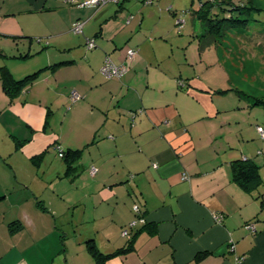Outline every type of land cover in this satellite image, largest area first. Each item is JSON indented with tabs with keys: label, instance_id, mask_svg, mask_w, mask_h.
Listing matches in <instances>:
<instances>
[{
	"label": "crops",
	"instance_id": "crops-1",
	"mask_svg": "<svg viewBox=\"0 0 264 264\" xmlns=\"http://www.w3.org/2000/svg\"><path fill=\"white\" fill-rule=\"evenodd\" d=\"M127 1L74 10L0 0V264H95L87 241L104 254L124 248L135 204L145 228L106 264H264L262 184L245 190L232 168L256 162L244 153L257 132L252 111L239 117L183 77L168 33L148 26L143 8L126 13ZM78 21L101 47L79 49L70 34ZM127 49L138 51L130 70L104 78L105 57L122 63ZM4 69L16 80L39 73L11 97ZM73 92L82 99L72 103ZM57 145L83 150L70 171L47 158Z\"/></svg>",
	"mask_w": 264,
	"mask_h": 264
},
{
	"label": "rangeland",
	"instance_id": "rangeland-1",
	"mask_svg": "<svg viewBox=\"0 0 264 264\" xmlns=\"http://www.w3.org/2000/svg\"><path fill=\"white\" fill-rule=\"evenodd\" d=\"M207 1L129 0L126 2V13L135 14L137 10L143 8L142 11H146L145 16L148 17L146 22L148 26L156 24V28L161 29L163 34L168 33L169 39L174 43L175 57L179 61V68L182 70L183 77L187 75L188 79H194L203 87L210 89L209 92L218 106L231 109L232 112L239 114V117L245 118V115H250L252 111L254 129H257V124L264 127V0H234L241 6L250 4L256 9L251 10L252 12L244 10L248 13L241 16V18L249 19L250 22L227 32L228 35L223 39L222 46L219 48L211 47L201 54L197 39L203 34L204 25L194 14ZM147 2H151L152 5L148 6ZM66 6H68L67 9L69 7H74V10L78 8L68 4ZM215 12L219 13L220 17L228 16V14L219 11ZM56 14L68 16L66 13ZM138 14L141 15L140 12ZM23 18H29L28 21L32 24L36 23L35 20H37V17L27 15H24ZM178 20L185 21L182 30H179ZM130 27L127 28L130 30ZM70 34L73 41L78 40L81 43L79 49L83 50L84 53L87 52L85 41L86 38L92 37H87L86 34L85 36L75 35L72 31ZM98 45L101 47L100 43ZM167 47L170 48L169 45ZM99 72L101 73V70ZM256 100L261 102L258 103ZM242 106L247 107L243 109ZM69 107L70 105H65L61 111H64L65 114ZM252 135L254 140L247 146L245 145L244 153L246 156L252 154L255 157L260 166L261 179L264 181V139L258 131L253 132ZM236 145L240 147V144ZM55 152L57 151H52L47 155V158L58 160V153L55 156ZM236 153H238L237 157L244 156L241 152L236 151ZM260 190L264 193V182ZM126 227L131 234L135 231L130 226ZM81 261H85V258H81Z\"/></svg>",
	"mask_w": 264,
	"mask_h": 264
},
{
	"label": "trees",
	"instance_id": "trees-1",
	"mask_svg": "<svg viewBox=\"0 0 264 264\" xmlns=\"http://www.w3.org/2000/svg\"><path fill=\"white\" fill-rule=\"evenodd\" d=\"M253 9L256 10L255 8L251 7L250 4H247V6L246 5L241 6L237 3H235L234 0H208L206 3H203L202 6L200 7L199 11H197L194 14L195 17L199 21H201V23L204 25L203 34L200 35L197 39L199 52L202 54L206 50L210 49L211 47H219L222 44L223 39L228 35L227 32H231L234 29H238L239 27H241L242 24L244 25V24L250 22L249 19L247 20L246 18H243V17L241 18V16H243L242 14L247 15L248 12H244V10H248V11L252 12L251 10H253ZM215 11H219V12L228 14L229 18H227L228 16L227 17H220L219 13H217ZM228 23H230V24L228 25ZM90 39H94V38H90ZM95 43H96V40H95ZM85 45L87 48L86 41H85ZM96 45H97V43H96ZM97 47H98V45H97ZM96 48H94V49H96ZM87 50H93V49L87 48ZM107 56H109V55H107ZM104 61H105V59H104ZM103 64H104V62H103ZM38 73L39 72H36L32 75H29L22 80H16L10 75V73L8 71H6L4 69L2 79H3L4 88L7 92V94H9L11 97H14L27 84H31L36 79ZM113 79H119V78H113ZM183 84H184V82H183ZM256 102L260 103L261 101L256 100ZM142 112H143V110L132 111L130 113V120H131L132 125H134L136 117L139 114H142ZM56 150H57L58 156L61 159L65 160V162L67 163L68 171H70V169L72 168L74 163H77V161L81 158V155L83 153V150H81V149H78V150L69 149L68 151H65L62 149V147L60 145L56 146ZM93 167H95V166H91V168H90V174H91V169ZM232 168H233L234 180L241 187H243L245 190L250 191L252 188L262 184V179H261V175H260V166H258L254 160L249 159L247 157H244L243 160H235L232 162ZM91 176L94 177L95 175L91 174ZM140 208H141V206H140ZM134 213L137 216V218L134 220L137 222V224L132 230H135V231L132 234L129 231V235L124 236L123 232L125 230H129L127 227H124L122 229V232H121V235L123 238H126V239L129 238L127 240V245L124 248H121L112 254H104L97 248L93 239L87 241L88 251L90 252L92 257L94 258L95 264H106V261L109 260L110 258L115 257L118 254H125V253L132 250L136 235L142 230V228H145V226H142L141 229L138 228V224L141 223V222H139V218H142L145 220V222L141 223L142 225H145L147 223V220L145 218V213H144L142 208H141V214L140 215L137 214L135 211H134ZM134 221H132L131 223H133ZM130 224L128 226H130ZM201 256H203V255H201ZM201 256H199V258Z\"/></svg>",
	"mask_w": 264,
	"mask_h": 264
},
{
	"label": "built area",
	"instance_id": "built-area-1",
	"mask_svg": "<svg viewBox=\"0 0 264 264\" xmlns=\"http://www.w3.org/2000/svg\"><path fill=\"white\" fill-rule=\"evenodd\" d=\"M65 4H68L70 6H76L80 9L85 8V7H94V8H102L107 5H118L121 3V0H64ZM129 22V21H128ZM185 21L184 20H178L177 25L179 27V30H182L184 26ZM71 31L75 35H83L84 34V24L82 22H76L73 24ZM86 44L88 49H94L97 47L95 40L86 38ZM138 51L136 49H127L126 50V60L120 64L114 62L110 56H107L105 58L104 64L101 68V73L104 77L107 79H113V78H120L124 74H126L129 69H130V62L137 56ZM82 97L79 93L73 92L71 95V100L73 103L81 100ZM257 131L259 135L264 139V127L262 126H257ZM97 172V169L93 167L91 169V174L95 175ZM184 179H187V176H184ZM133 210L137 214H141V208L139 205H134ZM215 220L217 222L222 221V217L220 215H215ZM139 222L143 223L145 222L144 219L139 218ZM137 222L134 221L133 223L130 224V228H134L136 226ZM245 228L251 232H256L255 225L252 223H247ZM124 236L129 235V230H125L123 232ZM231 249H234V246H231Z\"/></svg>",
	"mask_w": 264,
	"mask_h": 264
}]
</instances>
